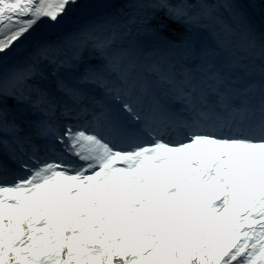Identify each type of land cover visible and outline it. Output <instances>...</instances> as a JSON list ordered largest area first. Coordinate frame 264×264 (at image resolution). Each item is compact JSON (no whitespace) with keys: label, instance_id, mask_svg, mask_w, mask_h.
<instances>
[{"label":"snow or ice","instance_id":"obj_1","mask_svg":"<svg viewBox=\"0 0 264 264\" xmlns=\"http://www.w3.org/2000/svg\"><path fill=\"white\" fill-rule=\"evenodd\" d=\"M0 264H264V0H0Z\"/></svg>","mask_w":264,"mask_h":264}]
</instances>
